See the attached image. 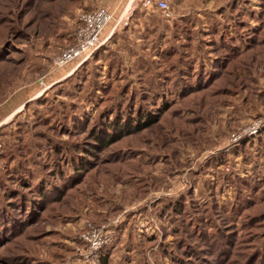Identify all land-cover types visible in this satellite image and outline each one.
<instances>
[{
  "label": "rangeland",
  "instance_id": "1",
  "mask_svg": "<svg viewBox=\"0 0 264 264\" xmlns=\"http://www.w3.org/2000/svg\"><path fill=\"white\" fill-rule=\"evenodd\" d=\"M131 1L134 0H62L59 6H48L41 0L24 18L23 13L18 12L22 0H0V17L13 13L15 18H0V24L6 22V26H0V57L10 55L8 61L12 64L27 60L23 70L12 65L13 68L6 75L3 69L0 71V131L9 127L6 131L15 133V127L24 123L29 131L24 142L32 144L24 153L10 157L6 146L0 141V184L9 179L8 174L12 169L19 172V169L28 167L31 171L39 166L32 161V164L24 167L20 157L35 156L36 148L40 149L41 143L47 148L43 153L50 159L55 150L49 148V139L60 144L83 140L84 134H78L79 138L74 136L76 134L62 135L63 131L57 133L54 127H49L48 123L55 116L49 111V106L58 91L70 90L74 86L84 87V83L78 84V78L77 83L71 81L67 84L65 81H69L67 79L92 57L75 62L59 73L53 70L52 63L75 43L83 14L105 8L115 11L118 19ZM168 2L172 6L174 19L162 20L167 25L168 33L161 41H154L160 30L152 37L145 36V39L139 32H132L133 38L140 39L139 45L144 44L140 48H132L134 53L146 61L156 62V68L148 76L141 75L143 70L139 68V76L128 72L120 77L121 73L116 71L114 75L115 71L107 68L105 61L100 63L94 74L100 71V75L106 77L110 72L119 85L110 87L108 94L97 92L92 99L84 100L89 118H96L101 111H105L102 114H107L106 119H112L111 111L117 108L129 112L149 98L147 87L153 92L162 86L160 78L173 79L174 68L170 69L175 61L172 60L170 64L163 58L167 49L171 54L176 50L179 55L192 56L196 62L193 65L194 75L199 70L201 59L206 60V65L209 59L220 62V80L204 94L205 97L192 96L189 102L185 100L181 104L177 102L179 96L165 92L169 103L179 105L174 107L172 114L162 116L161 126L152 127L147 135L133 141L143 142L142 152L137 153V157L144 169L137 165L132 169L125 160L119 162L121 154L107 158L116 147L107 149L101 154L105 155L104 159L98 156L94 168L80 186L71 188L63 200L51 204L46 212H42L36 225L28 227L19 240L6 244L0 250V264H101V250L105 248L109 253L108 264H178L187 257L183 256L181 247L195 243V240L185 232L176 234L177 224L169 212L171 201L177 202L193 194L196 203L207 207L214 194L219 207L230 208L236 203L238 184L262 183L264 153L258 149V145L264 143V127L256 135L244 137L238 143L234 141L245 130L261 122L264 125V0ZM140 3L141 0H135V7ZM133 11H129L130 18L126 25L120 24L111 31L114 24H110L104 34L105 43L97 50L108 46L116 32L131 24ZM146 11L161 16L159 12ZM35 18L40 20V24L34 27L31 21ZM240 27L245 28L241 30ZM260 32L259 39L263 46L248 51L242 57L239 53L227 56L223 40L231 47L235 43L245 47L249 45L246 37ZM144 47L148 51H144ZM120 54L130 62L139 61L129 50ZM228 62L233 64L225 71ZM129 65L126 64L127 67ZM233 72L242 75L246 81L231 86ZM119 79L121 83L117 82ZM128 81L130 84L123 90ZM90 82L86 85L90 86ZM129 85L130 90L126 91ZM115 91L124 92L113 93ZM125 93L129 95L124 101ZM110 95L112 97L107 99L106 106L107 103L103 101ZM86 96L87 93L82 97ZM69 100L70 97L65 98L66 102ZM158 101L159 105L163 104L161 97ZM147 106L154 108L150 104ZM56 109L57 106L54 111ZM188 131H194V135L203 131V140L192 138L193 134L190 135ZM161 134L164 137L159 145L156 139ZM250 140L252 146L248 150H241L242 145ZM17 141L12 140L10 148L18 149L19 142L24 144L21 140L16 144ZM148 146L153 153L147 151ZM110 163L111 167L107 165ZM141 184H145V187ZM241 222L240 219L236 221L238 232L232 229L235 233L233 239H241L246 234L242 233ZM96 244H99L98 249H92ZM225 247L228 250L225 264L248 263L245 258L249 256V251L246 249L253 246Z\"/></svg>",
  "mask_w": 264,
  "mask_h": 264
},
{
  "label": "trees",
  "instance_id": "2",
  "mask_svg": "<svg viewBox=\"0 0 264 264\" xmlns=\"http://www.w3.org/2000/svg\"><path fill=\"white\" fill-rule=\"evenodd\" d=\"M22 1V6L19 8L18 12L21 14L23 13L24 18H26L41 0ZM44 1L48 6H59L62 4V0ZM144 3L145 0H141L140 5L138 4L135 7L130 25L122 27L116 32L111 37L112 40H110L111 42L108 46L97 50L91 60L83 64L77 73L67 79L69 81H65L67 84L71 81L77 83L79 79L78 84L81 83L83 85L84 83V87H80L82 91L76 86L70 90L58 91L55 93L54 96L56 97L49 106V111L55 114V116L50 120L48 126L54 127L57 133H62L63 131L62 135L66 133L70 135L76 134L74 136L79 138L78 134H84L85 137L83 140L60 144L55 143L54 140H50L49 137H47L50 143L49 148L55 150L50 159H47V154L43 153L47 148L41 143L39 145L40 149L36 148L37 154L35 156L29 155L28 157H20L23 161L21 165H24V167H27L26 164H32L33 162H36L37 165L39 164L40 167L38 166L31 171L27 167L25 170L19 169V172L12 169L14 172L12 171L8 174L9 179L4 180V182L0 184V193H2L0 194V250L4 248L6 244L14 240H19L21 236L25 234L23 232L28 227L36 225L39 217L42 216V212L48 210L51 204L60 202L64 199L66 194L72 190L71 188L80 186L88 176V173L94 168L93 164L95 160L98 159V156H102L104 159L105 155L101 154H104L107 149L116 147V150H114L113 153H109L110 155L108 154L107 158L110 159L113 156L116 157L121 154V158L118 160L119 162L125 160L124 162L129 164L132 169H135L133 167L134 165L143 168L144 165L141 164L139 157H137V153L142 152L143 142L135 143L133 142L134 138L144 137L150 132L149 130L152 127L156 125L161 126L160 119L162 120V118L169 113L172 114L174 112V107L179 105V103L181 104L185 100L188 101L192 99V96H194V98H197V96L205 97L204 94L220 80L218 77V71H221L222 68L220 62L209 59L206 65V60L201 59L199 70L194 75L193 65H196V62L192 59V56L185 57L183 52L184 56L181 54L179 55L176 50L171 54V51L167 49L165 53H163V58L166 63L171 64L172 60L175 61V64H173V67L170 69L172 70L174 68L172 75L175 77H173V79L166 78V80H163V78H160V84L162 86L155 88L153 92H150L147 87L149 98L140 102L139 107H132L129 112L117 108L111 111L112 119H106L107 114H102L105 111H101L96 118H89L85 111L84 100L89 98L92 99L96 96L97 92L108 94L110 93V87L112 88L115 85H119V83L116 84L115 78L110 75V72L106 74V77H102L99 70V74H94V71L100 63L105 61V66L115 71L114 75L116 71L121 73L120 77H122L123 73L128 72L130 75H138L141 70H143L141 75L145 74L148 76L157 66L156 62L152 60L146 61L144 57L141 58L138 56L139 54L134 53L132 48H140V46L144 44L139 45L140 39L133 38L132 32H139L143 35V39H145V36L152 37L160 30V34L154 40L155 43H158V41H161L168 33L167 25L163 24L162 20H171L166 19L164 14L160 11L158 12L161 16L151 11L147 12L146 10L148 8L144 6ZM170 9L173 12L171 5ZM148 10L157 12L155 8ZM0 18L1 20L4 18H7L6 20L15 19L13 13L6 16L1 15ZM31 22L34 27L40 24L38 18L33 19ZM134 25H136L135 28ZM0 26H6V22H3ZM162 26H164V28H162ZM240 28L243 30L245 27ZM261 34L262 32L258 35L257 33H255V35L253 33V36H247L246 39L249 45L245 47L239 46L237 43L231 47L223 40L227 56H234L239 53L240 57H242V55L244 56L248 51H254V48L263 46L260 43L262 40L259 39ZM254 41H256V45L253 47ZM213 46L216 47V45ZM143 49L144 51H148L145 47ZM127 50L133 53L135 60L138 58V63L126 60L124 56L120 54L127 52ZM9 58L10 55H7L6 58L0 57V71L3 69L2 71L5 75L13 68L12 65L18 66L20 70L25 69L27 60L12 64L8 61ZM118 58L119 62H117ZM228 58L230 59V57ZM184 59H186V61ZM127 63L130 64L128 67L126 66ZM232 64L233 62H228L224 70L227 71ZM139 68L142 69L139 70ZM231 75L234 76L230 83L231 86H237L242 81H246L242 75H238L236 72H233ZM88 81H91L90 86L86 85ZM146 81L148 82V78ZM117 82L121 83L120 79L117 80ZM128 84H130V81L126 82L123 90H125ZM207 84L209 85L207 86ZM128 90H130V85L126 91ZM234 90H236V88ZM123 92L115 91L113 93ZM165 92L170 93L171 96H179L177 102H180L176 104L169 103ZM85 93H87L88 96L84 98L82 96ZM125 94L126 95L123 96L124 101L129 95L127 93ZM66 97H70L68 102L65 101ZM111 97L112 95L106 97L103 103H107V99ZM160 97L163 100V104L159 105L158 100ZM147 103L159 112L157 113L153 109L147 108ZM30 106H33V104ZM55 106H57L56 111H54ZM106 106H108V103ZM14 125L15 123L12 125L13 128ZM167 127L168 125L166 128ZM8 128L9 127L2 128L0 131V141L6 146L7 153L10 157L13 155L15 156L16 153H24L26 148V150H28L29 147L31 148V143L24 142L29 135L27 125L23 123L22 125L16 126L15 133L6 131ZM190 135H192V138L194 136L196 139L203 140L204 132H197L194 135L193 131ZM147 137L149 138V136ZM163 137L164 136L161 134V137L159 136L156 139L159 145H161V138ZM15 139L18 140L16 144L19 140L24 142V144L21 142L17 144L18 149L10 148V142ZM252 144V140L244 143L241 150H248ZM166 148L168 150V145ZM258 149L264 153V143L258 145ZM147 151L151 153L152 149L148 146ZM153 152L154 151H152V153ZM107 165L109 167L112 166L111 163ZM119 177L124 178V176L121 175ZM142 186L144 188L145 184ZM213 195L210 197L208 201L210 203L207 207L196 203L193 194L177 202H170L169 212L172 215V219H174L177 224L176 234L180 235L185 232L188 233L190 238L195 240V243L191 242V244L181 247L183 256L186 255L187 257L184 258L183 261L181 259V263L178 264H225L227 262L228 250L226 247L224 248V246L227 245L239 247L242 245L253 246L250 249H246V251H249V256L245 258L248 262L246 264H262L264 261V177L262 183L249 185L248 182H243L242 185L238 184L235 197L236 203L230 206V208L228 206L224 208L219 207V202ZM239 219L242 220V233L246 234L241 239L238 238L239 240H236L233 238L235 237V230L237 232L239 231L236 225V221ZM232 229H234V232ZM191 258H195V260L192 261ZM108 259L109 253H107V248L102 249L101 264H108Z\"/></svg>",
  "mask_w": 264,
  "mask_h": 264
},
{
  "label": "built area",
  "instance_id": "3",
  "mask_svg": "<svg viewBox=\"0 0 264 264\" xmlns=\"http://www.w3.org/2000/svg\"><path fill=\"white\" fill-rule=\"evenodd\" d=\"M144 6L148 9L155 8L157 12L163 13L168 20L174 19V13L170 9L168 0H145ZM129 10L123 11L118 19L115 11L105 8H99L94 13L83 14L81 28L75 37V43L54 59L53 70L59 73L75 62L90 59L95 51L105 43L104 34L110 24H114L111 31L117 29L120 24H125L130 18ZM262 127L264 125L261 122V124L245 130L234 142L238 143L244 137L256 135L263 129ZM98 246L99 244H96L92 249H98Z\"/></svg>",
  "mask_w": 264,
  "mask_h": 264
},
{
  "label": "crops",
  "instance_id": "4",
  "mask_svg": "<svg viewBox=\"0 0 264 264\" xmlns=\"http://www.w3.org/2000/svg\"><path fill=\"white\" fill-rule=\"evenodd\" d=\"M128 5H129V6H127L126 9H130V10L135 9V0H134L133 2L131 1ZM130 10H129V11H130Z\"/></svg>",
  "mask_w": 264,
  "mask_h": 264
}]
</instances>
